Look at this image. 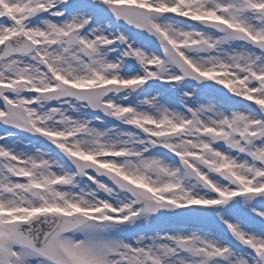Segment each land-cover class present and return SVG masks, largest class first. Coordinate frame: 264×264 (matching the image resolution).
I'll return each mask as SVG.
<instances>
[{
	"label": "snow or ice",
	"instance_id": "6c2138e0",
	"mask_svg": "<svg viewBox=\"0 0 264 264\" xmlns=\"http://www.w3.org/2000/svg\"><path fill=\"white\" fill-rule=\"evenodd\" d=\"M0 264H264V0H0Z\"/></svg>",
	"mask_w": 264,
	"mask_h": 264
}]
</instances>
